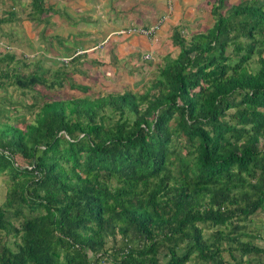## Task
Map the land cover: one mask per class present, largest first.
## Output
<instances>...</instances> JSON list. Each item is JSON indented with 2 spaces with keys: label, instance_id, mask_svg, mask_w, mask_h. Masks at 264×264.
Listing matches in <instances>:
<instances>
[{
  "label": "trees",
  "instance_id": "16d2710c",
  "mask_svg": "<svg viewBox=\"0 0 264 264\" xmlns=\"http://www.w3.org/2000/svg\"><path fill=\"white\" fill-rule=\"evenodd\" d=\"M203 5L208 24L188 39L173 28L177 55L162 57L140 91L43 97L26 104L36 108L31 121H0L8 182L0 264H227L224 254L250 264L246 257L264 256L254 244L264 222L250 223L264 219V2ZM30 7L42 21V0ZM13 59L0 52V63ZM44 75L0 69V90L24 95L66 77Z\"/></svg>",
  "mask_w": 264,
  "mask_h": 264
},
{
  "label": "rangeland",
  "instance_id": "374dc122",
  "mask_svg": "<svg viewBox=\"0 0 264 264\" xmlns=\"http://www.w3.org/2000/svg\"><path fill=\"white\" fill-rule=\"evenodd\" d=\"M158 1L42 0L45 11L40 15L42 21L36 22V18L31 19L29 15L30 0H0V16L10 17L7 23L0 25V52L14 57L9 64L1 62L0 69L13 70L23 76L45 73L47 81L52 80L57 71L66 75L65 80L61 79L62 85H54L51 89L36 87L35 91H27L24 95L10 86L0 90V96H4L0 97V108L9 110L8 113L0 112V121L7 120L12 125H21L20 120L31 121L36 108H27L26 104H38L43 97L63 100L140 91L142 85L153 78L162 57L174 58L178 53L161 31L167 18L164 16L158 24L162 18L156 11ZM185 22L181 21L178 27L188 39L189 32L195 29L194 22ZM145 28L148 32L153 29L151 34L145 35L153 38L145 41L149 43L148 50L134 40L144 36L139 31ZM131 44L134 52L128 51ZM75 55L77 58L70 62ZM250 67L254 69L255 66ZM69 85L83 86L87 91ZM7 184V176L1 174L0 205ZM259 221L264 222L263 216L256 214L250 223L257 225ZM254 244L264 249L262 232L254 239ZM223 256L227 264L232 263L227 254ZM245 259H250V264H264V256Z\"/></svg>",
  "mask_w": 264,
  "mask_h": 264
},
{
  "label": "crops",
  "instance_id": "0c3cea01",
  "mask_svg": "<svg viewBox=\"0 0 264 264\" xmlns=\"http://www.w3.org/2000/svg\"><path fill=\"white\" fill-rule=\"evenodd\" d=\"M158 2L156 3L157 14L161 17L165 16L167 18V20L165 19L166 21L161 26V28H163L161 31L164 34L165 40H170L171 30L175 27H178L181 21H184V24H186L185 21L191 23L194 22L193 27L195 29L189 33L197 32V27L200 28L201 25L206 26L209 22V13L207 8L203 5L204 0H159ZM196 19L197 21H195ZM108 38L110 39L112 36H109ZM152 39V37L140 35L134 40H138L137 43L148 50L149 43L147 45V42L145 41ZM132 45L133 44H131V47L128 50L129 52H134V46Z\"/></svg>",
  "mask_w": 264,
  "mask_h": 264
},
{
  "label": "built area",
  "instance_id": "2783aa9c",
  "mask_svg": "<svg viewBox=\"0 0 264 264\" xmlns=\"http://www.w3.org/2000/svg\"><path fill=\"white\" fill-rule=\"evenodd\" d=\"M165 17H162L159 21H158V24H160L163 20H164ZM153 30V29H152ZM152 30L151 32H148V31H145V30H140V34H144V35H149L152 33ZM130 31V30H129Z\"/></svg>",
  "mask_w": 264,
  "mask_h": 264
}]
</instances>
